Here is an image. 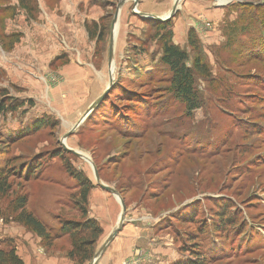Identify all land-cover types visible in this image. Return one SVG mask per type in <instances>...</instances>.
Returning <instances> with one entry per match:
<instances>
[{
  "label": "rangeland",
  "instance_id": "obj_1",
  "mask_svg": "<svg viewBox=\"0 0 264 264\" xmlns=\"http://www.w3.org/2000/svg\"><path fill=\"white\" fill-rule=\"evenodd\" d=\"M176 2L0 0V171L33 174L11 178L0 240L23 226L42 259L91 264L122 213L96 167L125 188L126 219L155 234V257L125 263L264 264V0H180L172 16ZM167 40L189 55L201 105L190 114L161 62ZM77 175L94 186L85 208L103 230L85 263L69 259L68 238L47 249L16 211L27 194L49 227L84 222Z\"/></svg>",
  "mask_w": 264,
  "mask_h": 264
},
{
  "label": "trees",
  "instance_id": "obj_2",
  "mask_svg": "<svg viewBox=\"0 0 264 264\" xmlns=\"http://www.w3.org/2000/svg\"><path fill=\"white\" fill-rule=\"evenodd\" d=\"M192 37L193 34L191 33L190 41L192 45H195V40ZM161 62L170 71L173 95L185 104L189 114L199 109L201 105L195 89L194 72L188 66V53L167 40L163 45ZM194 67L200 74L206 75L207 68L204 64L197 61ZM12 177L27 183L33 179V174L23 168L16 172H13L12 168L4 172L0 171V201L13 193L15 183L11 181ZM79 178V175L75 176V179L79 180ZM79 183L80 186L78 189L82 197V202L78 203L80 204L81 214L85 218L84 222L65 219L60 222L58 228L49 227L40 221L32 212L28 211L29 200L27 194L20 195L17 198L16 211L19 212L17 216L18 222L24 224L28 229L34 231L42 238L47 249L54 246L53 242L62 238H68L71 244L68 252L69 259L85 263L92 260L95 253V245L102 236L103 230L95 219L88 217L85 208L89 194L94 188L93 184L89 181L82 183L81 180H79ZM123 189L125 188H120V191H123ZM222 226L223 224L217 226L216 229H222ZM0 264H25L23 259L18 255L17 245L13 239L0 240Z\"/></svg>",
  "mask_w": 264,
  "mask_h": 264
},
{
  "label": "crops",
  "instance_id": "obj_3",
  "mask_svg": "<svg viewBox=\"0 0 264 264\" xmlns=\"http://www.w3.org/2000/svg\"><path fill=\"white\" fill-rule=\"evenodd\" d=\"M95 191L96 190H94L93 193H95L96 195L97 191ZM100 198H102L103 200H107L105 196H101ZM95 199L96 196L95 198H93V200ZM136 217H139L137 213H134L127 217L124 227L119 232L117 237L113 240L112 244L109 247V250L104 254L98 264H124L125 262L134 259L136 252H146L149 255L150 253H152L153 257H155V234L151 235L145 230L144 227L137 224L136 221L139 219H135ZM94 219H98L100 221V219L96 216ZM109 225H112V223H110ZM153 228L154 225H152L150 231H152ZM7 237L13 239L16 242L18 255L23 259L25 264H58L56 260L50 259V261H46V259L44 260L40 257L36 244L40 243V239H33V236L28 233L27 229L23 226H14V229L11 230L9 234H7ZM147 240L148 244L151 243L152 245L151 251L147 250L148 247L144 245ZM137 249H140V251H138ZM141 262L148 261L141 260ZM149 262H153L152 264H154L155 260L153 259Z\"/></svg>",
  "mask_w": 264,
  "mask_h": 264
},
{
  "label": "water",
  "instance_id": "obj_4",
  "mask_svg": "<svg viewBox=\"0 0 264 264\" xmlns=\"http://www.w3.org/2000/svg\"><path fill=\"white\" fill-rule=\"evenodd\" d=\"M179 1L180 0H177V2H176V5H175L174 10L172 12V16L175 15L177 12ZM225 1H227L229 3L232 0H225ZM170 18L171 17H169L167 20H169ZM167 20H164V21H167ZM112 54L113 53L111 51V56H112ZM112 82H113V78H111V83ZM104 95L102 97L98 98V100L90 107V109L84 114V116H83V118L79 124H81L87 118V116H89V114L95 109V107H97V105L103 99ZM79 124L76 126V128L79 126ZM66 137H64V140L66 139ZM62 147L65 151H68V152H70V153H72L78 157L84 158V156L82 154L67 148V146L63 142H62ZM94 170H95V177H96V181L98 183V186L102 190H104V191H106V192H108L114 196H117L119 198V200L121 201V205H122V213H121L120 222H119L117 228L114 230L112 236L104 243V245L100 248V250L95 254V257L91 263V264H98V262L101 260V258L104 256V254L107 252V250H108L109 246L111 245V243L113 242V240L117 237L119 232L124 227L128 210H127V206L125 204L124 198L121 196V194L115 188L103 184L101 181L100 175H99V170L96 167H94Z\"/></svg>",
  "mask_w": 264,
  "mask_h": 264
},
{
  "label": "bare ground",
  "instance_id": "obj_5",
  "mask_svg": "<svg viewBox=\"0 0 264 264\" xmlns=\"http://www.w3.org/2000/svg\"><path fill=\"white\" fill-rule=\"evenodd\" d=\"M65 141V140H64ZM64 141H63V143H64Z\"/></svg>",
  "mask_w": 264,
  "mask_h": 264
}]
</instances>
